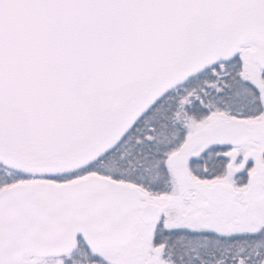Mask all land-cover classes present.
<instances>
[{
	"label": "snow or ice",
	"instance_id": "6c2138e0",
	"mask_svg": "<svg viewBox=\"0 0 264 264\" xmlns=\"http://www.w3.org/2000/svg\"><path fill=\"white\" fill-rule=\"evenodd\" d=\"M0 264H264V0H0Z\"/></svg>",
	"mask_w": 264,
	"mask_h": 264
}]
</instances>
